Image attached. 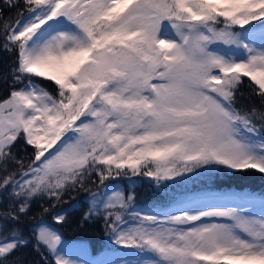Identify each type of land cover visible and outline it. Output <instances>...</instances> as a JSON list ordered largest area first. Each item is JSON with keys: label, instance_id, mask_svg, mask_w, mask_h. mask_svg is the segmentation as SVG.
I'll return each instance as SVG.
<instances>
[{"label": "snow or ice", "instance_id": "1", "mask_svg": "<svg viewBox=\"0 0 264 264\" xmlns=\"http://www.w3.org/2000/svg\"><path fill=\"white\" fill-rule=\"evenodd\" d=\"M4 8L20 18H5ZM0 36V49L15 54L0 74L12 77L0 101V203L9 201L0 264H24L18 225L34 199L54 200L42 208L49 213L66 193L88 190L94 174L105 192H90L83 221L101 216L114 243L133 251L71 259L41 223L35 249L46 247L55 264H264V197L233 195L249 208L207 210L205 198L188 197L172 212L135 213L138 226L126 229L134 195L105 185L142 176L163 186L204 165L264 174V107H236L245 77L264 106V0H2ZM33 77L54 81L56 93ZM20 140L33 146L27 164ZM67 211L54 219L65 222Z\"/></svg>", "mask_w": 264, "mask_h": 264}, {"label": "trees", "instance_id": "2", "mask_svg": "<svg viewBox=\"0 0 264 264\" xmlns=\"http://www.w3.org/2000/svg\"><path fill=\"white\" fill-rule=\"evenodd\" d=\"M2 3V0H0ZM23 6L21 5V8ZM3 16L11 18L14 23L20 17L17 15L16 9H3ZM167 23V22H166ZM3 37L0 36V42ZM15 59V54L0 49V74L9 73L12 61ZM12 77L9 74L7 82L0 80V101L5 100L11 92ZM33 80L49 92L55 94L57 86L54 81L47 80L43 77H33ZM27 81H25L26 83ZM251 83L250 79L244 78V85L240 89L241 95L237 96L236 107L238 109L251 110L253 106L261 109L262 104L259 97L252 94L251 89L248 87ZM23 84H16L18 89ZM258 123V122H257ZM24 144L20 140L17 144L16 154L18 157H23L25 163L31 161L33 147L28 146L26 151L21 148ZM209 166L204 165L193 172L184 173L187 179L181 180L180 177H175L174 181H166L163 186H157L150 177L131 176L129 177H113L105 181V184L117 182L124 192L125 196L133 194L134 199L130 202L129 208L124 213V219L137 220L134 218V212L130 209L133 205H146V206H160L167 204L170 199L178 194H194L198 191H220V190H249L253 192L264 193V174L256 170H228L223 165L215 166L219 171H206ZM15 165H10V170H15ZM2 175V173H0ZM104 185L99 183L98 177L94 174L91 177V182L87 184L88 190H77L66 193L63 196L62 202L46 214L42 213L43 207H50L54 200H49L47 197L44 199H34L31 205V211L27 216H21L18 227L22 230L24 237L28 240V244L24 247L19 256L24 260V264H54L49 256L48 249L43 245L40 246V251H36V227L41 221H45L57 228L60 235L65 239L70 240H84L92 252L98 250H107L111 248H125L123 245L114 243L112 236L106 229L105 221L101 216L94 217L91 220L83 221L84 213L88 210L89 206L82 202V198L90 191H99ZM73 202L79 203L78 207L68 208ZM9 201L4 199L0 203V209L8 206ZM67 208V209H66ZM60 209H66V221L58 222L54 219L53 213ZM128 249V248H125Z\"/></svg>", "mask_w": 264, "mask_h": 264}, {"label": "rangeland", "instance_id": "3", "mask_svg": "<svg viewBox=\"0 0 264 264\" xmlns=\"http://www.w3.org/2000/svg\"><path fill=\"white\" fill-rule=\"evenodd\" d=\"M256 23L259 24V22H256ZM153 83H155V81H153ZM77 123H79V122H77ZM62 139H63V137H62ZM59 143L60 142L57 141V144H59ZM53 147L55 148L56 146L54 145ZM49 151H52V149H49ZM45 155H47V153H45ZM19 178L20 177L18 175L17 179H19ZM105 185H107L109 189H118V190L122 191L121 186L117 182H111V183H107ZM90 192H93V191H90ZM90 192L82 198V202L87 204L88 206H90L89 205ZM94 192L99 194V195H103L105 192V186H103V188L101 190L94 191ZM233 195H236V196L253 195L256 197H264V193H259V192H251L250 193L246 190L239 191V192L238 191H232V190L215 191V192H202V193L195 195L193 197L205 198L202 201V205L205 207V210H207V206L227 207V206L239 205L242 208H249V205H247L243 201L228 199V197H231ZM186 198H188V197L180 196V197H177L176 199H172L169 203L164 204V205H160V206H146V205L136 204V205H133V207H131L130 210L134 213L139 212L141 214V216H143L145 214H156L157 212H159V213L172 212V210L177 206V202L185 200ZM79 203L73 202L72 204H70L68 206V208L78 207ZM66 209H60L58 211H55L53 213V217L55 216V214L57 212H63ZM250 210L256 214H259V212H260V209L258 206L252 207ZM172 214H179V213L173 212ZM160 219L163 220L164 217L160 216ZM223 219H225V218H217V217L202 218V220L204 222H221ZM41 223L47 225L48 227H50L51 229H53L54 231H56L59 234V231L57 230V228H55L53 225H51L45 221H41L38 224V226L36 227V230L39 228ZM193 223L199 224L200 221H196ZM122 226L126 229L136 227V226H138V219L135 221H128ZM167 226H172V225H167ZM182 227H188V225H183ZM61 240H62V244L64 247V253L67 254L69 258L72 257L75 259H79L80 261H106V260L116 259V258H120V257H125L127 253L133 251L132 249H125V248L122 249V248H114V247L111 248L110 247L107 250H104V249L98 250L97 252H95V254H90L91 249L86 245V242L84 240L67 241V240L63 239L62 236H61ZM70 242L74 243V245H73L74 247H72L71 249H68L64 245L70 246L71 245V244L69 245ZM65 248L68 250L67 253L65 251ZM48 253H49L50 257L52 256L51 259L53 261V258H54L53 255L49 251H48Z\"/></svg>", "mask_w": 264, "mask_h": 264}, {"label": "bare ground", "instance_id": "4", "mask_svg": "<svg viewBox=\"0 0 264 264\" xmlns=\"http://www.w3.org/2000/svg\"><path fill=\"white\" fill-rule=\"evenodd\" d=\"M215 199H216V198H215ZM65 240H66V239H65ZM67 241H70V240H67ZM70 244H71V245H70ZM69 245H70V246H66V245H64V246H65L66 248H68V249H71L72 247H74V246H73L74 243H71V242H70ZM66 248H65V249H66ZM72 250H73V249H72Z\"/></svg>", "mask_w": 264, "mask_h": 264}]
</instances>
